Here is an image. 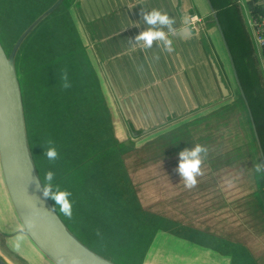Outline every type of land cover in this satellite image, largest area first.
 Listing matches in <instances>:
<instances>
[{"label": "crops", "instance_id": "0c3cea01", "mask_svg": "<svg viewBox=\"0 0 264 264\" xmlns=\"http://www.w3.org/2000/svg\"><path fill=\"white\" fill-rule=\"evenodd\" d=\"M256 2V0H65V3H62L65 7L63 12L42 14L34 18L17 36V38L22 36L21 41H17V38L12 40L8 49L11 53L14 47H22L25 55L27 48L33 47L37 41H41L42 46L51 37L59 38L58 43L54 44V47L58 48H52L50 51L57 55L52 56L50 64L45 63L48 68H53L52 82L59 85L55 88L56 91H62L58 77L61 70L67 69L71 84L74 85V89L72 87V90L70 89L71 92L75 90L76 93L85 92L88 95V126L91 125L89 121L93 95L100 99L101 107L106 112L101 122L104 129L109 131L111 129L118 141L130 142L131 139V144L141 148L155 138L160 139L158 136L163 128V133L171 131L172 134L186 120L203 118L224 108L233 109L229 105L237 100L246 103L244 97H239V93L244 75L249 76L252 71L250 61L256 60L264 80V45L257 42L254 30L249 26L251 17L259 10ZM144 7L148 11L153 8L160 9L175 18L176 34L170 35L175 49L172 53L162 51L161 45L155 42L149 50H142L140 45L136 44L135 37L149 27L142 19L141 12ZM191 15H196L201 20L195 27L190 24ZM61 25L65 26L63 27L65 30L71 31L74 44L60 41L67 39L64 37L66 33L59 29ZM133 46L135 50L131 51ZM68 51L71 53L70 58L63 59ZM16 52L17 49L13 57L14 66ZM24 55V59L27 60L29 55ZM30 60L31 58L28 61ZM83 68L85 71L82 72ZM216 71L224 84V91L219 86ZM42 72L45 77L48 71ZM247 115L252 126L249 110ZM170 121L171 125L167 126ZM118 136L122 140H119ZM127 136L130 139H127ZM256 143L257 141L253 139L246 141L251 149V154L247 150V155L254 158L260 150L257 158L262 160L260 146ZM163 162V157L157 158L149 165L148 172L144 173L155 179L158 176L156 168ZM152 169L154 170L149 172ZM245 173L247 178L252 177L249 171ZM256 175L259 180L264 179V175L258 173ZM59 186L62 190L72 193L70 197L72 211L85 221L93 222L88 215L91 211L87 200L88 190L78 186ZM77 189L82 194L79 195ZM186 190L188 196L194 197L187 201V205L195 203L196 206H200L204 203L199 197L201 193L199 189ZM170 193H165L166 196L160 194L165 200L166 218L169 216L168 211L172 214L178 210L183 213L178 221L182 222L185 218L184 213L188 212L173 204L171 200L173 195ZM208 193L212 194L209 191ZM186 225L195 228L203 226L202 224L196 226L192 222ZM172 232L173 230L170 233L159 231L155 237L160 234L171 237L170 242L177 249V256L181 257L182 264H240L242 257L240 252L248 254L246 248L251 247L258 253L264 249L263 239L247 243L244 238L227 235L219 230L205 228L198 230L197 234L184 232L180 233L181 235ZM108 242L104 239L99 243L108 250ZM108 251L127 261L135 259L137 263L141 262L140 264H147L149 258L147 255L140 260L141 248L135 245L130 251L129 259L122 256L121 252ZM251 259L252 264H256L253 257ZM0 260L7 264H54L23 230L6 190L1 167Z\"/></svg>", "mask_w": 264, "mask_h": 264}, {"label": "rangeland", "instance_id": "374dc122", "mask_svg": "<svg viewBox=\"0 0 264 264\" xmlns=\"http://www.w3.org/2000/svg\"><path fill=\"white\" fill-rule=\"evenodd\" d=\"M8 1L9 0H0V44L5 48L7 55L10 54L8 47L12 44L11 39L8 38L7 30L10 29L13 22H15L10 16V11H6L9 6ZM57 1L58 0H51L49 3H44V0H35L34 4L27 5L25 10L21 13L32 15L39 9L40 11L37 16H40L46 14V11ZM62 3L64 4L65 0H60L57 7L49 13L63 12L65 7ZM17 18L21 19V15L19 14ZM63 27L65 26L61 25L59 29L66 33L64 37L67 39H60V41L74 44L71 31L69 29L65 30ZM21 39L22 36L20 35L17 41H21ZM70 40L72 42H70ZM57 43L58 42H56V44ZM18 48L21 47H16L17 50ZM41 48L43 49V56L45 58L50 57L48 52L51 50L47 47ZM54 48H58V46ZM25 55H29L28 51L25 52ZM250 64L253 67L252 71L249 76L244 75V81H242L244 88H240L239 93V97H244L246 103L237 100L234 104L229 105V107L233 109H223L203 118L192 119L190 121L186 120V122H183L180 125L181 127L175 129L172 134H170L171 131L163 133L164 128L160 131L162 133L158 138L161 136L162 138L156 142L157 151L154 152V154L157 158L163 157L164 162L160 167L156 168L158 176L155 179L150 178L149 175L151 181L146 182L148 181L144 178L147 176L146 173L141 171L143 177L140 168H138L140 166L138 163L139 160L136 159H138L137 157L139 155L134 153L132 148L126 153L125 172L123 173L125 174V178L128 176L130 179V184L133 189L130 188L129 190L133 194V199L136 200V202L139 201L141 204L139 206L147 210L146 214L148 216L151 214V221L150 223L148 222L146 226L149 227H145L142 231V233L145 234V238L137 237L136 232H132L129 229H126L125 232L120 234V227L127 228L126 225H121L118 229H114L109 225L96 223L95 221H85L83 217L74 211L72 218L69 219L59 212L58 207L55 205V201L49 198L50 203L67 230L71 234H74L90 250L115 264L141 263H137L135 259L127 261L121 256H116L108 251L121 252L122 256L129 259L131 257L130 251H132L133 246H137L132 240H136L137 238V241H146L142 242L144 244L140 246V253L142 255L140 260L146 258L148 255L147 264H182V260H180L181 257L177 256V249L172 242H170L172 238L164 234L155 237L156 233L159 231L170 233L171 230H174L177 233L179 231L181 234H184V232L197 234L198 230L208 228L215 231L219 230L227 235L232 234L238 238H244V241L247 243L252 241L259 242L261 239L264 241V179L262 181L259 180L253 168L255 163L264 162V80L261 77V70H256L253 61H250ZM21 65H24V69L27 66L25 61H23ZM15 68L17 72V63H15ZM19 80L22 88L21 95L29 151L38 177L40 175L44 180L45 172L48 171L49 168L47 163H45L46 156L44 155V148H42L36 133V128L38 126L36 113L43 104L42 100H46L50 105V111L53 109L56 110L52 103L54 99L53 92H55L56 89L49 86L46 88L47 91L44 92L42 88L44 85L40 84L39 86H41L42 91L38 93V96L41 104L37 105L32 99L31 94L26 90L23 77L21 78L19 76ZM246 90L257 93L258 98L247 100L250 94L245 92ZM67 94L70 93L68 91H62L61 99H65L69 102L71 99L70 97H66ZM97 98L98 97L92 95L94 103ZM84 109L85 108L82 107L80 110L84 113V111H86V109ZM69 110L72 111L70 105H67L65 109L62 108V111L66 113L65 117L68 119L70 118L68 113ZM247 110H249L251 114L252 128L249 124ZM94 115L96 116V112H94ZM97 115L100 114L97 113ZM169 125H171V121L167 126ZM44 126L49 127L48 121L44 123ZM92 128L95 129L97 127L92 126ZM48 133L50 139L53 140L54 133L51 130L48 131ZM97 135V131L92 132V136ZM42 136L47 135L43 134ZM127 137V139H130L129 136ZM249 139L257 141L263 155L262 160L257 158L260 154L259 149V154L254 158H250V156L247 155V150L251 154L250 146L246 144V141ZM119 140L122 139L119 137ZM129 141L132 143L131 139ZM196 144L204 145L208 149L207 157L202 165L204 174L197 178L198 184L196 187L192 188V190L199 189L201 192L199 197L204 200V203L201 201L202 205L200 206H196L195 203L187 205V201H191L194 197L188 196V190H186L187 188L181 183L182 178L178 172L180 162L179 153L185 148L190 149L195 147ZM65 152L69 154L70 150L67 148ZM105 154L106 151L103 150L102 155ZM164 157L168 158L165 159ZM161 162L162 160L160 163ZM116 170H118V168L114 169V171ZM153 170L154 169L149 172ZM245 171H249L252 177L247 178ZM208 191L212 194H209ZM165 193L172 194L173 197L169 198H171L173 204L178 208H182L184 212H188L186 214L184 213L185 218L182 222H178L183 215V213L178 210L172 214L168 211L169 216L166 218L167 212L164 210L166 206L163 197L166 196ZM179 193H182L181 197H178L177 194ZM78 194L80 195L82 192L78 190ZM160 194L163 196H160ZM123 201V207L121 206V208L124 209L123 211L126 213L130 208L131 202L127 199ZM80 203L81 201H79L78 204ZM133 206L137 209L135 204ZM156 215H158V218ZM188 222L195 223L196 226L202 224L204 228L187 227L186 224ZM95 223L102 226L95 225ZM257 234H262V236H258ZM104 239L109 241L107 244L108 250H105L99 243ZM122 239L124 240L122 241ZM111 240L117 241L113 242ZM246 250L248 254L240 252L242 253L240 264H252V257L256 264H264V249L261 250L260 253L256 252V250L251 247L246 248ZM183 254L184 253H182L181 256H183Z\"/></svg>", "mask_w": 264, "mask_h": 264}, {"label": "trees", "instance_id": "16d2710c", "mask_svg": "<svg viewBox=\"0 0 264 264\" xmlns=\"http://www.w3.org/2000/svg\"><path fill=\"white\" fill-rule=\"evenodd\" d=\"M49 1L51 0H44V3H49ZM8 2L9 6L6 11H10L11 18L15 20L11 28L7 30L9 36L7 37L12 41L16 40L21 31L37 17L40 10L38 9L32 15L21 13L25 10L27 5L34 4L35 0H12V2L9 0ZM19 14L21 15V19L17 18ZM58 40L59 38L57 39V37L56 39L51 37L45 41V44L43 43L42 46V42L37 41L33 47L27 48L29 58H31L30 61H28L29 58H27V60L24 59V54H22L24 49H22V47L18 48L16 52L15 63H17L18 72V74L16 72V75L21 93L22 88L19 76L21 78L23 77L26 90L31 94L32 99L37 105L41 104L38 96V93L42 91L41 86H39L40 84L44 85V87H42L44 92L47 91L46 88L49 86L54 87V89L59 86L52 82V80H54L53 68H48L45 65V63H49L52 56H56L57 53L49 51L48 54H50V57L45 58L43 56V49L41 48L47 46V48L51 50L54 48L53 44L58 42ZM69 56H71L70 51L66 52L63 59L67 60ZM23 61L27 64L25 69L24 65H21ZM253 65L256 70H259L256 60L253 61ZM42 71H48L45 77ZM83 71H85L84 68L82 69V72ZM70 74L72 73L70 72ZM73 86L74 85H72V88L74 89ZM240 86L244 88L243 83ZM72 88L67 90L61 88L62 91H68L70 93L66 95V97H70L71 99L69 102L65 99H61L62 91L53 92L54 99L52 103L57 111L54 109L50 111V105L46 100H42L43 104L36 113L38 119L36 133L40 144L50 138L48 131L51 130L54 133L53 141L60 153V158L55 163L49 162L47 158L45 162L49 170L56 173L53 183L65 185L66 187L78 186L81 189L88 190L87 200L89 208L91 209V211L88 212L90 220L96 223L109 225L114 229H118L121 225H126L127 228L120 227V234L125 232L126 229H129L132 232H136L137 237L145 238V234H143L142 231L145 229L148 222L150 223L151 214L148 216L146 214L147 210L142 209L141 206H139L141 205L139 201L136 202V200L133 199V194L129 190L132 188L130 179L128 176L125 178V174L123 173L125 172V156L132 148L134 153L139 155L136 160H139L138 163L140 166L138 168H140V172H148L149 165L154 163L157 159L154 152L157 151L156 142L159 139L155 138V140L153 139L141 148H136L128 141L119 142L111 129L109 131L106 128L104 129V125L100 126L103 124L101 122L104 120L106 112L101 107L99 98L96 99L95 103L94 101L92 102L89 121L91 125L88 126V95L85 92L84 94L76 93L75 90L71 92ZM245 92L250 94L247 100L258 98V94L255 92H249L247 90ZM241 102L244 101L241 100ZM67 105H70V108L72 107V111H68L69 119L65 117L66 113L62 111V108L65 109ZM82 107L86 109L84 113L80 110ZM224 109L227 110L226 108ZM94 112H96V116ZM97 113L100 115H97ZM46 121H48L49 127L44 126ZM92 126L97 128L93 129ZM93 131H97L98 135L92 136ZM43 134L47 136H42ZM160 138H162V136ZM67 148L70 150L69 154L65 152ZM103 150L106 151L105 155H102ZM116 168H118V170L114 171ZM146 175L147 176L144 177L142 174V176L148 180L146 182H149V174L146 173ZM39 178L43 185V177L39 175ZM181 194L182 193L177 194L178 197H181ZM124 199L131 202L128 211L125 210L126 213L123 211L124 209L121 208V206L123 207ZM134 204L137 206V209L133 206ZM156 216L158 218V215ZM96 223L95 225L102 226ZM173 232L175 231L173 230ZM178 233L180 234L179 231ZM137 239L132 240V242H137V247L142 246V244H144L142 242H146L145 240L137 241ZM123 240L124 239H122V241ZM111 241L114 242L117 240Z\"/></svg>", "mask_w": 264, "mask_h": 264}, {"label": "water", "instance_id": "95a60500", "mask_svg": "<svg viewBox=\"0 0 264 264\" xmlns=\"http://www.w3.org/2000/svg\"><path fill=\"white\" fill-rule=\"evenodd\" d=\"M58 0L49 10H54ZM17 47V46H16ZM0 44V167L13 208L23 230L54 264H115L98 255L71 234L56 214L36 173L26 136L23 102L13 62ZM221 90H225L218 71ZM35 227H28V220ZM0 264H7L0 260Z\"/></svg>", "mask_w": 264, "mask_h": 264}, {"label": "clouds", "instance_id": "9594fccd", "mask_svg": "<svg viewBox=\"0 0 264 264\" xmlns=\"http://www.w3.org/2000/svg\"><path fill=\"white\" fill-rule=\"evenodd\" d=\"M142 19L149 27L147 30L142 31L135 37L136 44L140 45L142 50H149L153 47L154 42L161 45V50L166 53H172L174 49V42L170 38V35L176 34V20L169 13L157 8H153L148 11L145 7L141 12ZM138 26V25H137ZM167 29V31H165ZM131 44V40L129 41ZM135 50V46L131 51ZM61 88L67 90L72 87L69 79L67 69H63L59 73L58 77ZM41 146L44 148V155L51 163H55L60 158V153L55 146V142L52 139H47ZM208 154L206 146L196 144L193 148H185L179 153L180 162L178 172L182 178V182L187 189H192L198 184V177L204 173L202 171V165ZM254 170L260 175H264V162H258L254 164ZM56 173L52 170H48L45 173L43 181V195L46 198H51L55 201L56 207L59 212L69 219L73 215V205L70 199L72 193L68 190H62L59 185L54 184ZM28 227H35L33 220L25 221ZM62 264V260H61ZM73 264H78V260L74 259Z\"/></svg>", "mask_w": 264, "mask_h": 264}, {"label": "built area", "instance_id": "2783aa9c", "mask_svg": "<svg viewBox=\"0 0 264 264\" xmlns=\"http://www.w3.org/2000/svg\"><path fill=\"white\" fill-rule=\"evenodd\" d=\"M259 7L258 12L249 21V26L254 30L256 40L260 45H264V0H256ZM190 24L195 27L201 20L196 15L190 16Z\"/></svg>", "mask_w": 264, "mask_h": 264}]
</instances>
